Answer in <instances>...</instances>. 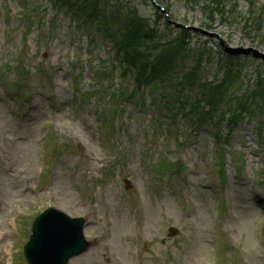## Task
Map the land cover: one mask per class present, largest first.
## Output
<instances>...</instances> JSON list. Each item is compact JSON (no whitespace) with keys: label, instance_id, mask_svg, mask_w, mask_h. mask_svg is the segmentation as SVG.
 I'll use <instances>...</instances> for the list:
<instances>
[{"label":"rangeland","instance_id":"rangeland-1","mask_svg":"<svg viewBox=\"0 0 264 264\" xmlns=\"http://www.w3.org/2000/svg\"><path fill=\"white\" fill-rule=\"evenodd\" d=\"M135 1L136 13L149 20H155L154 10L152 8L153 4L150 0ZM161 1L170 7V15L174 17L177 22L200 28L199 25L200 22L203 21V16L196 6L186 0ZM262 2L263 1L261 0L259 7L262 5ZM44 4L47 5V15H44L43 28L47 31V34L43 36L42 41L39 43V37H41L42 34L37 32L34 28L32 34L28 38L29 48L26 53V59H28V61L25 65L31 73L34 72V67L36 66L51 69L53 86H49L45 79H43V76H41L39 80L38 77L34 76L32 79L33 83L38 81L42 88L45 89L44 91H48L49 93L52 89L51 91L53 95L58 96L57 99H60L59 101L61 105L66 108L65 99L68 92V86L65 83L66 78L63 77V74L67 64L72 60V50L70 49L71 44H69V42L71 41V38L79 40L78 44L85 49L88 44V39L84 32L77 33L73 29L72 21L67 15L56 14L54 10L51 9L48 2L45 1ZM246 5V3H239L238 5V12H242V15L247 9ZM4 10L9 13L11 19H14L16 15H18L19 8L17 7L15 0H0V31L4 22V19L2 18L4 16ZM53 15H56V17L54 16L55 23L52 26V29H50L49 21ZM215 29L220 32L222 39L231 48H254L257 52L264 54V44L259 45V47L252 45L251 40L246 36L244 37L241 26L230 30L226 29L225 26L220 28L219 25L215 23ZM217 31L215 32L218 33ZM13 34L15 37L12 39L11 44L14 47H17L21 44L20 33L13 30L12 35ZM4 43H6L5 39L3 40V37L0 34V59H3L6 50L8 49ZM191 43L196 48L203 46V44L211 49H216L218 46V41L216 39L196 35L192 36ZM96 55L97 59H104L107 54L98 47ZM86 59L87 55H84L82 57L83 65L85 64ZM94 60L95 63L98 62V60ZM261 61V59H253L248 65V69H255L258 62ZM184 66L186 65H182L180 68L183 69ZM81 73L82 80H80V89L84 91L89 87L91 73L87 67H83L80 74ZM206 77L210 80L220 79V72L215 69L214 63L208 68ZM33 93L34 101L45 108V103L42 100L43 96L37 90L33 91ZM0 101L2 102V109H0L1 118L2 115H8L6 111H4V100L1 97ZM124 108H127V110L124 109L121 116L116 119L115 127L117 124L122 125L127 128V133L120 130L116 133L115 138L117 139L120 148H123L124 152L127 150V156L123 163H120L115 167L112 176L105 184H103V186H105L104 192L101 191V195H104L103 199L110 207L109 211L113 218V224L110 227H105L100 221L97 223L91 222L87 227L88 232L90 233V238H95L97 242L83 255L73 259L71 264H134L133 259H131L132 245L127 237L132 231V219L126 212V206L123 202L122 180H120L119 177L124 176L127 173L132 175L136 182L139 183L140 178L145 176L144 170L140 165L141 151L145 147L147 148L146 150L153 148L151 150L153 152L151 154V159L153 160V158H156L157 153L159 151L162 152L167 146H169V144H166L165 141L163 142L161 134H158L156 141L151 139L147 145V136L150 134V110L145 113H140L139 111H136L135 113L134 107H129V104ZM63 113L65 115H59L56 119L54 118L56 124L53 128V135L58 143L63 144L62 142L67 143V141H69L76 147V150L73 153L66 155L63 159L66 161L69 160L72 164L76 163L77 160H80L81 164L78 166L77 171L83 172L86 170L89 175H95L97 170L104 168V165H100V163L107 162L104 153L98 145L97 130L99 125L96 116V105L93 101L86 103L83 110H81L76 116H72L66 111ZM37 117V120L34 121H29L28 117L26 121L27 127L24 129L10 131L14 125L12 121L11 127L7 130L4 131L0 129V226L6 233H8V228L4 225L2 218L6 208H9V205L15 200V197L21 198L17 209L29 212L30 215H32L31 212L36 210L39 205L38 202H35V197L28 193L25 184L22 183L21 180L15 178V172L21 173L22 176L25 175L27 179H29L30 175L32 176V171L36 162L34 139L38 135L40 122L46 119L47 116L45 114H39ZM84 124H87L90 127ZM4 126L5 125L0 124V128H3ZM31 128L34 130L33 132L31 131ZM28 130L31 132L29 138L25 137ZM13 132V136H17V133H19V139H23L20 141V145L17 144V148V145L10 146L7 143V138H10V135ZM202 132L204 133L203 137L208 133L207 130H202ZM128 135L132 138V141H130ZM251 138H256L253 125L242 123L239 125L231 139L230 148L238 154H243L246 160L244 161L245 167L242 171L243 178L234 181V183H231L229 180L225 183V190L228 189L226 191V196L230 197V199L225 201V208L221 215L220 222V228L222 232L227 235V241H229L234 247L237 254L241 255L243 253L240 264H261L263 261L262 259H264V250H259L257 248L254 239L255 227L257 221L260 219V208H258L254 201H251V196L255 190L257 193L256 198L261 201L259 204L264 206V186L257 187V185L249 179L255 167V165H252L250 162L251 160L255 161L256 158L252 155H247L243 146L247 144L246 142H251ZM206 140V138L205 141L201 139L198 143V150L205 157L207 154L206 152L209 151V146L206 147ZM68 150L70 151V149ZM12 152L19 153L22 160L16 162L14 166L11 167L10 164L12 161L9 159L8 153ZM188 159L192 163L189 164L191 168L188 171L189 181L192 182L193 174L196 177L202 176V169L206 160H201V158L197 159L196 155L193 153ZM64 166L65 164L60 166L62 167L61 174L57 179L54 189L51 190V193L54 192L52 197L49 194V199L53 202L55 201L60 208L65 209L66 211L71 212L72 209H75L76 215L79 216L85 211L78 204L76 199L78 190H75L74 187H70V184H68L71 167L68 166V169ZM11 174H13L14 177L11 176ZM58 182L60 186H57ZM191 187L192 186L190 185L189 189ZM148 194L149 193L147 192L144 193L145 200L147 201L143 200L142 202V211L144 213L142 238L145 239V237H148V235L150 236V234L151 236L157 235L159 237L162 234V230L169 224L173 223L170 221V218L178 220L183 225V229L186 231L185 233L187 235L184 248L182 246L180 247L182 256H185V259L188 260V262L184 264H202L205 257L209 255V245L207 243L209 241V230L212 217L210 199L206 203L205 199L202 200L200 198L203 196L202 193L197 191V199L199 200V204L203 205V207L200 209V207L197 206L196 211L191 212L192 218L182 221L178 213L182 214L183 211L179 206L176 210L173 197L170 194L160 199H152ZM133 202L135 206H137V202L135 200ZM160 214L167 216V218H162ZM171 243L172 242L169 240L168 244L170 245ZM153 248L158 254H160L162 250L163 253L165 252L164 247H162V249L155 245ZM146 252H149L148 249ZM13 259H15L17 264L20 263L17 252L13 253ZM1 261L2 254L0 251V264ZM142 264L152 263L143 261ZM237 264H239V261Z\"/></svg>","mask_w":264,"mask_h":264},{"label":"bare ground","instance_id":"bare-ground-1","mask_svg":"<svg viewBox=\"0 0 264 264\" xmlns=\"http://www.w3.org/2000/svg\"><path fill=\"white\" fill-rule=\"evenodd\" d=\"M31 1H32V3H33L36 7L39 8V10L41 11V13H42L43 15H45V16L47 15V5L44 4V3H45V0H31ZM54 16H55V15H53V16L51 17L50 21L47 20V21H49V24H50L51 26H53V25H52V22L55 21ZM55 17H56V16H55ZM48 18H49V16H48Z\"/></svg>","mask_w":264,"mask_h":264},{"label":"trees","instance_id":"trees-1","mask_svg":"<svg viewBox=\"0 0 264 264\" xmlns=\"http://www.w3.org/2000/svg\"><path fill=\"white\" fill-rule=\"evenodd\" d=\"M174 56L173 52H169L168 54V59H172ZM156 68L160 71V73L163 75L164 73H166V69H165V65H162L161 67L156 66Z\"/></svg>","mask_w":264,"mask_h":264}]
</instances>
